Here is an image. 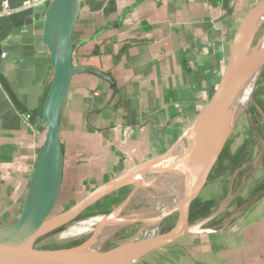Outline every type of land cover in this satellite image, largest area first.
<instances>
[{"label":"crops","instance_id":"obj_1","mask_svg":"<svg viewBox=\"0 0 264 264\" xmlns=\"http://www.w3.org/2000/svg\"><path fill=\"white\" fill-rule=\"evenodd\" d=\"M253 1L83 0L73 62L84 70L73 76L60 118L61 197L75 200L171 146L214 93L230 40ZM254 98L250 115L264 138V87ZM238 121L240 133L228 148L230 135L218 174L222 185L227 181L225 195L233 174L236 188L257 157L250 117L244 113ZM44 136L42 123L20 124L0 114V225L16 220L24 208ZM262 191L259 169L233 203L240 206ZM202 194L192 208L197 219L218 205L216 194ZM158 253L171 264H264V197L224 230L183 237L147 256Z\"/></svg>","mask_w":264,"mask_h":264},{"label":"water","instance_id":"obj_2","mask_svg":"<svg viewBox=\"0 0 264 264\" xmlns=\"http://www.w3.org/2000/svg\"><path fill=\"white\" fill-rule=\"evenodd\" d=\"M23 2L0 0V114L20 124L23 119L32 125L40 122L45 136L20 216L0 225V264H136L183 237L224 230L239 213L264 197L262 191L234 208L221 223H213L240 195L250 177L264 169V138L248 105L246 113L259 141L249 175L234 188L233 174L217 207L197 220L191 217L235 127L239 97L264 67V34L256 40L264 21V0H254L240 19L214 93L171 146L93 186L58 212L64 176L61 112L73 76L84 70L73 62L83 0H51L28 8ZM48 58L50 63L45 62ZM123 191L126 197L102 214L82 242L65 247L37 245L40 238L56 233L107 196ZM139 191L149 197L164 192L173 200L141 213H124ZM173 215L176 220L169 229L147 234ZM137 222L140 227L122 242L109 248L97 244Z\"/></svg>","mask_w":264,"mask_h":264},{"label":"rangeland","instance_id":"obj_3","mask_svg":"<svg viewBox=\"0 0 264 264\" xmlns=\"http://www.w3.org/2000/svg\"><path fill=\"white\" fill-rule=\"evenodd\" d=\"M263 34H264V21L261 24V27L257 33L256 40L258 38H260ZM263 87H264V67L256 77V83L254 86L253 95L251 97V100L249 101V107L251 105H253V101L255 99L254 94L256 93V91L258 89L262 90ZM244 113H246V108H242V109L237 111V115H238L237 121H236V122H238L237 124H239V122H240V121H238V119L243 117ZM237 124H235L236 125L235 130L233 129V131L231 133V140H230V143L228 144V148H230L231 141H233V135H236ZM238 132L240 133L239 130H237V133ZM254 147L255 148H254L253 154H254V157H256L258 155V152H259V144L258 145L255 144ZM222 160H223V154H222V157L220 158L219 162H217L216 166L214 167V169L212 171V175L210 177V180L208 181L206 187L204 188V192H202L203 193L202 198L205 197L206 195H208L210 192L211 193L213 192L214 195L216 194V196H213V194H212V196L215 197L214 202L217 204L225 196V193L227 191V181H226V183H224V180H223V185H222L221 179H223V177H221V178L218 177L219 171H220L221 166H222V163H221ZM219 183H220V185H218ZM214 185H216L217 188ZM126 195H127L126 192H117L115 194L110 195L109 197L102 200L97 205H94L92 208L85 211L76 220L67 224L66 226L61 228L59 231H57L56 233L40 238L37 241V245L39 247H57V246H61L62 244H63V246L72 245V244L78 242L79 240L86 239L89 236V234L91 233L93 227L90 230H87L85 232L75 233L72 235H66L63 237L60 236V233L64 230L70 228L71 226H75V225L80 226L84 223H87L89 220L97 217V215L101 217L102 211L109 210L113 206H116L121 200H123L126 197ZM254 195H256V194H254ZM254 195L248 196L245 200H249ZM172 200H173V197L165 195L164 192H163L162 197L159 201L157 197H149L146 195L145 191H139L138 195H136V198L133 200V203L131 205H129L125 209L126 211H124V212L125 213H131V212H135L137 210L151 209V208H155L157 206L165 205L166 203L168 204ZM236 200H237V198L234 201H236ZM71 202H73V200H71V201L65 200V198L63 197V194H62V197L59 199L58 204L56 206L55 212L62 210L64 207L68 206ZM239 202H241V201H239ZM231 204L228 206L227 211L224 214H222L221 216H219L214 221V223L221 222L223 220V218L227 214H229L239 203L238 202H234V203L232 202ZM214 207H215V205H211V207H209L207 209V211H204L202 213V215L205 216V215L209 214L213 210ZM96 208H98V209L104 208V209H102V211H97ZM192 217L194 220L197 219L195 217V215H193ZM175 220H176V215H173L170 218L165 219V221L161 225H157V226H154V227L148 229L147 234H150V233L155 234L158 232L165 231L168 228H170L171 226H173ZM134 232H136V229L133 231L130 230L129 235H125V236H119L118 235V236L114 237L113 240L110 242V247L122 242L123 240H125L127 238V236L133 235ZM174 244L175 243L170 245V247L173 246ZM169 254L171 256V250H169ZM159 257H160L159 253L154 254V255H150V256H147V258H145V260H141L140 262H138L136 264H147L148 262H149V264H171V262H172L171 258L166 259V260L164 259L165 261H161V259Z\"/></svg>","mask_w":264,"mask_h":264},{"label":"bare ground","instance_id":"obj_4","mask_svg":"<svg viewBox=\"0 0 264 264\" xmlns=\"http://www.w3.org/2000/svg\"><path fill=\"white\" fill-rule=\"evenodd\" d=\"M256 77L257 76H253V78L251 79L249 84H247V86L243 89V91H242V93H241V95L239 97L238 110H240L242 108H246L249 105V101L251 100V97L253 95V90H254V86H255V83H256ZM162 194L163 193H160L157 196L159 201H160V199L162 197ZM142 211L143 210H137V211H135L133 213L134 214L141 213ZM100 218L101 217L97 215V217L89 220L87 223H84V224H82L80 226H76V225L75 226H71L70 228L62 231L60 233V236L63 237V236H66V235H72V234H75V233H81V232H85L87 230H90Z\"/></svg>","mask_w":264,"mask_h":264},{"label":"flooded vegetation","instance_id":"obj_5","mask_svg":"<svg viewBox=\"0 0 264 264\" xmlns=\"http://www.w3.org/2000/svg\"><path fill=\"white\" fill-rule=\"evenodd\" d=\"M136 195H138V193L136 194ZM136 195L133 197V199L131 200V202L129 203V205H131L132 203H133V200L136 198ZM128 205V206H129ZM127 206V207H128ZM114 207V206H113ZM112 207V208H113ZM126 207V208H127ZM112 208H110L109 210H105V211H102V209H104V208H96L97 209V211H102V212H105V213H107V212H109ZM125 208V209H126ZM90 209V208H89ZM124 211H126V210H124ZM125 213V212H124ZM191 214H192V212H191ZM171 216H169L168 218H170ZM167 219V218H166ZM192 219H193V217H192ZM194 220V219H193ZM165 221V220H164ZM163 221V222H164ZM163 222H161L159 225H161ZM214 223V222H213ZM217 224V223H216ZM140 225H141V223L140 222H137V223H133V224H129V225H125L124 227H122V228H120V229H118L116 232H114L113 234H110L104 241H98L97 242V244L98 245H101V247L102 248H109L110 247V242L113 240V238L114 237H116V236H125V235H129V231L130 230H135L136 229V231H137V229L140 227ZM135 233V232H134ZM132 235H130V236H127V238H129V237H131ZM126 238V239H127ZM85 240V239H84ZM83 241V239L82 240H79L78 242H76V243H74V244H78V243H80V242H82ZM74 244H72V245H74ZM72 245H65V246H72ZM65 246H63V244L61 245V246H57V247H65Z\"/></svg>","mask_w":264,"mask_h":264},{"label":"built area","instance_id":"obj_6","mask_svg":"<svg viewBox=\"0 0 264 264\" xmlns=\"http://www.w3.org/2000/svg\"><path fill=\"white\" fill-rule=\"evenodd\" d=\"M51 0H24L23 7L28 8L42 3H49Z\"/></svg>","mask_w":264,"mask_h":264},{"label":"trees","instance_id":"obj_7","mask_svg":"<svg viewBox=\"0 0 264 264\" xmlns=\"http://www.w3.org/2000/svg\"><path fill=\"white\" fill-rule=\"evenodd\" d=\"M124 192V191H123ZM193 216V213L191 214V217ZM169 229V228H168Z\"/></svg>","mask_w":264,"mask_h":264}]
</instances>
